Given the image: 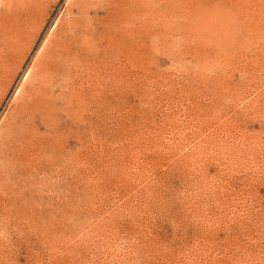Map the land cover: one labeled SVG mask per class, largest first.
<instances>
[{
    "label": "rangeland",
    "instance_id": "374dc122",
    "mask_svg": "<svg viewBox=\"0 0 264 264\" xmlns=\"http://www.w3.org/2000/svg\"><path fill=\"white\" fill-rule=\"evenodd\" d=\"M0 18V136L39 63L61 71L0 138V264H264V0H0Z\"/></svg>",
    "mask_w": 264,
    "mask_h": 264
},
{
    "label": "bare ground",
    "instance_id": "6f19581e",
    "mask_svg": "<svg viewBox=\"0 0 264 264\" xmlns=\"http://www.w3.org/2000/svg\"><path fill=\"white\" fill-rule=\"evenodd\" d=\"M25 17V16H24ZM1 19V18H0ZM4 19H6V18H4ZM4 19H3V21H4ZM11 19V18H10ZM17 19V18H16ZM26 19V18H25ZM6 20H9V19H6ZM15 20V19H14ZM18 20V19H17ZM1 21V20H0ZM3 21H1L2 22V24H3ZM12 21H13V19H12ZM6 22V21H5ZM8 22V21H7ZM15 23H16V21H15ZM17 23H19V24H17ZM16 24L18 25V26H20L21 24H20V22H19V20H18V22H17ZM1 24V23H0ZM5 24H7V23H5ZM5 24H3V27H5L4 25ZM9 24V23H8ZM14 24V23H13ZM15 25V24H14ZM13 25V28L15 27H18V26H14ZM2 26V25H1ZM9 26H10V24H9ZM12 26V25H11ZM11 26H10V28H11ZM28 26V25H27ZM7 27V26H6ZM9 28V27H8ZM9 28V29H10ZM12 28V29H13ZM14 28V29H15ZM19 28V27H18ZM9 29H8V33H9ZM19 29H21V28H19ZM4 30H6V28L4 29ZM16 30H17V32H18V29L16 28ZM2 31H3V29H2ZM1 31V32H2ZM7 31V30H6ZM13 31V30H12ZM20 31V34H21V30H19ZM14 32V31H13ZM3 33H5V32H3ZM7 33V32H6ZM5 33V34H6ZM1 34V33H0ZM12 34H16V33H12ZM12 34H10V35H12ZM19 34V35H20ZM7 36H8V34H6ZM2 36H3V34H2ZM15 36H17V34L15 35ZM4 37V36H3ZM3 37H1V38H3ZM6 37V36H5ZM18 37V36H17ZM2 42H3V40H2ZM2 45V44H1ZM31 45V44H30ZM14 47H15V45H14ZM58 47L59 46H57L56 47V49H58ZM12 49H15V48H12L11 47V49H9V47H4V48H0V79H1V77H2V75L5 73V74H9V73H11L12 71V69H13V67H11L10 68V66H11V63H10V65H9V67H6V56L7 55H9L10 53V56L12 55ZM17 49V48H16ZM55 49V48H54ZM56 49H55V51H56ZM28 50V49H27ZM14 52H15V50H14ZM13 52V53H14ZM14 55V54H13ZM40 56V55H39ZM8 57V56H7ZM37 57H38V55H37ZM43 60V59H42ZM57 60V59H56ZM37 61H39V60H37ZM36 61V62H37ZM6 63V64H5ZM40 65H39V67H38V70L40 71V73L41 74H46V75H48V78H45V75H41L40 77H42L41 79H35V77L33 76L34 75V73L35 72H38V71H35L34 73H32L34 70H32V72H31V70H30V68L28 69L29 70V72H27V76H26V80L27 81H29V83L28 84H31L30 82H32L31 81V79L32 78H34L35 80V83H33V85L35 84V87L34 86H32V88H30V87H28L27 89H24V87L26 88V86H24V84H26L25 83V81H24V83H23V81H22V85H20L18 88H17V94H16V96L17 95H21V100H20V102H21V107H17V108H20L19 110H20V112L19 113H17L18 114V116L17 117H15V118H13L11 121H10V123L8 124V126H7V128H6V130H5V132H4V135H2V136H0V138H3V140L5 141V140H12V139H14V138H16L15 136H17L18 134H20V132L17 130V124H18V120L20 121V119H19V117H21V116H23V118H26V119H28V118H33L37 113H39V111H44V110H46L47 109V102H46V100H45V95H47V92H49V91H47V89L46 88H43V87H45V85H44V83H45V81H47L48 83H49V81H51V80H53V78H54V76L56 75V74H58V72L60 71V70H58L59 69V66L58 67H56V63H53V62H51V63H42V62H40L39 63ZM16 65V64H15ZM33 65H36V64H33ZM14 66V65H13ZM15 67H17V66H15ZM36 67V66H35ZM36 69V68H35ZM27 70V71H28ZM64 70H66V69H64ZM61 72V71H60ZM39 73V74H40ZM36 75V74H35ZM4 76H6V75H4ZM39 77V76H38ZM60 78V77H59ZM33 80V79H32ZM33 81V82H34ZM46 82V83H47ZM1 83V82H0ZM52 84H53V82H52ZM29 86V85H28ZM52 91V90H51ZM15 96V97H16ZM18 97V96H17ZM16 97V98H17ZM20 97V96H19ZM47 97V96H46ZM15 100V99H14ZM18 102V101H17ZM16 102V103H17ZM19 102V103H20ZM18 103V104H19ZM17 105V104H16ZM19 106V105H18ZM50 108V107H49ZM18 111V110H17ZM16 111V112H17ZM16 116V115H15ZM29 122H31V121H29ZM19 127V126H18ZM29 127V126H28ZM23 132V131H22ZM24 134V133H23ZM28 136V135H27ZM20 137V136H19ZM30 139V138H29ZM24 140V139H23ZM25 140H26V142H27V139H26V137H25ZM21 141V140H20ZM17 142V141H16ZM25 142V141H24ZM20 143H22V145H23V142H20ZM28 143V142H27ZM26 143V144H27ZM29 143H30V140H29ZM4 144V143H3ZM10 144V143H9ZM11 144H13V142L11 143ZM17 144V143H16ZM12 146V145H11ZM18 146H21V144H19ZM22 147V146H21ZM27 147V146H26ZM2 148V147H1ZM17 148H19V147H17ZM4 149V148H3ZM8 149H9V147H8ZM7 150V149H6ZM12 150V149H11ZM14 150V149H13ZM9 151V150H8ZM1 152H2V150H1ZM4 153V152H3Z\"/></svg>",
    "mask_w": 264,
    "mask_h": 264
}]
</instances>
